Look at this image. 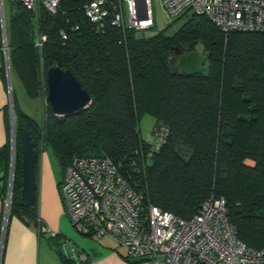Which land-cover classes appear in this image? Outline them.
Masks as SVG:
<instances>
[{
	"label": "trees",
	"instance_id": "1",
	"mask_svg": "<svg viewBox=\"0 0 264 264\" xmlns=\"http://www.w3.org/2000/svg\"><path fill=\"white\" fill-rule=\"evenodd\" d=\"M87 0H59L55 14H36L17 1L6 29L10 70L31 99L46 97V71L69 70L91 104L57 117L48 103L42 121L13 98L15 154L8 222L17 217L40 232L36 203L20 204V143L27 130L39 157L45 150L60 172L76 156L107 157L145 201L181 219L196 215L210 197L223 198L238 240L264 247V33H222L205 16L185 14L172 35L107 26L96 33L83 13ZM60 31L66 35L63 40ZM39 35L46 40L36 47ZM173 48L202 56L198 74L172 73ZM0 57L3 59L0 40ZM0 78L6 84L4 67ZM5 111H8V107ZM164 126L160 152L140 136L143 117ZM10 142L0 148V196H7ZM246 161L253 162L247 165ZM38 159L36 163L37 179ZM37 202V201H36ZM70 264H73L70 262Z\"/></svg>",
	"mask_w": 264,
	"mask_h": 264
},
{
	"label": "built area",
	"instance_id": "2",
	"mask_svg": "<svg viewBox=\"0 0 264 264\" xmlns=\"http://www.w3.org/2000/svg\"><path fill=\"white\" fill-rule=\"evenodd\" d=\"M8 1L20 2L34 14L42 6L53 15L59 4V0ZM161 5L172 20L195 14L205 16L224 34L264 33V0H161ZM83 13L96 33L107 26L122 32H144L154 26L150 0H87ZM60 36L66 39L63 31ZM0 40L3 53L2 0ZM45 40L39 35L36 47ZM168 132L164 126L152 130L147 159L160 152ZM58 189L73 228L86 237L110 238L133 264H264V247L255 250L237 239L223 198L210 197L196 215L181 219L148 204L144 193L129 185L103 156L74 157ZM72 260L73 264H95L81 251H74Z\"/></svg>",
	"mask_w": 264,
	"mask_h": 264
},
{
	"label": "crops",
	"instance_id": "3",
	"mask_svg": "<svg viewBox=\"0 0 264 264\" xmlns=\"http://www.w3.org/2000/svg\"><path fill=\"white\" fill-rule=\"evenodd\" d=\"M1 66H3L5 70L6 84L0 78V148L5 145L7 140H9L11 148V116L9 110V92H11V90L7 78L9 77L10 67L7 75L4 57L3 59L0 57V67ZM7 107L8 111H5ZM40 156H42V154ZM40 156L38 157L36 179V209L37 218L43 230L40 233L32 225L17 217H12L8 222L3 243L1 264L73 263L72 256L73 252H76V250L72 247L70 248V246L65 243L66 238L63 232L65 219L68 221L69 219L64 213V205L58 189V185L61 182L55 180L48 155L43 152V156L39 161ZM6 198L7 196H0V233L3 229ZM51 234H55L56 236L53 237ZM2 241L3 236L2 239H0V248L2 246ZM118 249L119 248H113V250H107L105 248H97V250H93L92 252L93 256L101 253L97 259H92L83 249L78 251L88 255L95 264H127L124 261L125 255L121 256Z\"/></svg>",
	"mask_w": 264,
	"mask_h": 264
},
{
	"label": "water",
	"instance_id": "4",
	"mask_svg": "<svg viewBox=\"0 0 264 264\" xmlns=\"http://www.w3.org/2000/svg\"><path fill=\"white\" fill-rule=\"evenodd\" d=\"M174 56L170 60L175 62L172 67V73H180L185 77L196 75L200 71L202 56L193 51L188 54H182L179 48H173ZM5 68L7 75L9 73V58L6 48L3 52ZM46 101L52 112L57 117H66L75 115L87 109L91 104V98L77 82L69 70H63L59 67H51L46 71ZM9 110L11 116V163L9 171L8 193L6 198V208L4 212V222L2 236L8 219L9 207L11 203V189L13 181V167L15 154V125L12 94L9 92ZM20 152L22 160V181L20 191V204L27 208L34 206L37 201V182H36V163L38 159L35 150V143L31 141L27 130L22 132ZM1 254V248H0Z\"/></svg>",
	"mask_w": 264,
	"mask_h": 264
},
{
	"label": "rangeland",
	"instance_id": "5",
	"mask_svg": "<svg viewBox=\"0 0 264 264\" xmlns=\"http://www.w3.org/2000/svg\"><path fill=\"white\" fill-rule=\"evenodd\" d=\"M150 6H151V11L153 15V21H154V26L152 29L148 31H144L145 36L153 35L155 33L159 32H164L167 36H172L179 28L180 26L184 23L186 20V17H183L180 20H172L170 17L167 15L165 12L164 8L161 5V0H150ZM12 5H10L8 0H2V12H3V19H4V24H5V30L7 29V24H8V18L10 16V13L12 11ZM9 85H10V90L11 93L14 96L15 102L25 114L30 116L31 118L35 119L38 122L42 121V116H43V109L46 106V97H41L39 99L31 100L29 99L25 92L24 89L15 76V74L10 70L9 73ZM154 119L150 116H145L142 118V120L139 123V131H140V136L141 138L148 144L152 143V130L154 126ZM50 160V164L52 166V171L55 176V180L58 182H61L63 179V172H60L56 163L54 162L53 158L51 155L48 153L47 150L44 151ZM43 152H40L39 156ZM40 156V159L42 158ZM11 163V160H10ZM247 165L252 166L253 162L251 161H246ZM2 231V230H1ZM64 236L66 238V242L70 248L72 247L73 249L76 250H84L92 259H97L99 255H94L92 254L93 250H97V248H105V249H115L116 245L113 243V241L110 238H102V239H90L87 238L80 233H78L73 226L70 224V222L65 219L64 223V228H63ZM0 239H2V233H0ZM119 254L121 256H124L126 251L123 248H119ZM127 264H133L127 260H124Z\"/></svg>",
	"mask_w": 264,
	"mask_h": 264
},
{
	"label": "flooded vegetation",
	"instance_id": "6",
	"mask_svg": "<svg viewBox=\"0 0 264 264\" xmlns=\"http://www.w3.org/2000/svg\"><path fill=\"white\" fill-rule=\"evenodd\" d=\"M180 51L182 52V54H188V53L184 52V50H180ZM173 56H174V55H173ZM173 56H172V57H173Z\"/></svg>",
	"mask_w": 264,
	"mask_h": 264
}]
</instances>
